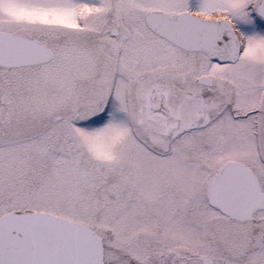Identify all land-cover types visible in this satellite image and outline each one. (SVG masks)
Instances as JSON below:
<instances>
[{
  "label": "snow or ice",
  "instance_id": "snow-or-ice-1",
  "mask_svg": "<svg viewBox=\"0 0 264 264\" xmlns=\"http://www.w3.org/2000/svg\"><path fill=\"white\" fill-rule=\"evenodd\" d=\"M0 264H264V0H0Z\"/></svg>",
  "mask_w": 264,
  "mask_h": 264
}]
</instances>
